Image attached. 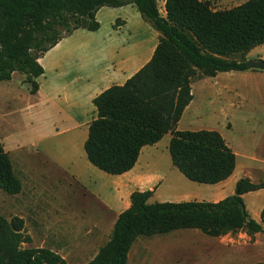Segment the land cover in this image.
I'll use <instances>...</instances> for the list:
<instances>
[{"label": "trees", "instance_id": "obj_1", "mask_svg": "<svg viewBox=\"0 0 264 264\" xmlns=\"http://www.w3.org/2000/svg\"><path fill=\"white\" fill-rule=\"evenodd\" d=\"M132 4L158 33L152 57L121 85H111L92 102L96 117L88 124L83 148L88 161L109 174L131 169L145 145L170 133L172 164L189 180L213 184L234 170L235 154L214 129H176L192 99L191 83L218 72L247 69L246 54L264 44V0H245L215 9L210 0H165L161 15L157 0H0V80L24 74L31 94L44 69L38 62L46 51L77 28H99L95 14L102 6ZM119 20L114 25L118 26ZM0 188L18 193L21 181L0 140ZM264 188V182L237 180L235 192L216 202H149L152 190L133 191L130 205L114 222L108 240L85 264H126L139 236L195 228L219 237L262 231L247 212L242 195ZM30 242L23 218L0 213V264H67L46 247H22ZM253 264H264L258 261Z\"/></svg>", "mask_w": 264, "mask_h": 264}, {"label": "crops", "instance_id": "obj_2", "mask_svg": "<svg viewBox=\"0 0 264 264\" xmlns=\"http://www.w3.org/2000/svg\"><path fill=\"white\" fill-rule=\"evenodd\" d=\"M164 3L165 0H157L159 12L163 16ZM95 17L99 22L97 30L77 28L38 58L44 72L36 78V93L31 94L29 85L25 83L29 93L26 106L28 109L25 108V111H30L31 120H38L43 116L50 125V139L45 140L43 155L56 167L62 170L64 168L68 172L82 195H87L98 203V214H101L93 223V229L96 230L95 241L90 248L82 249L85 245H81L78 250L67 251L48 247L64 258L67 264H85L94 257L99 247L108 240L117 215L130 205V194L133 191L152 190L149 202H216L233 194L240 178L246 177L254 183L264 182L263 159L252 157L249 153L239 154L219 129L216 130L235 154V167L226 179L213 184L191 181L172 164L168 151L170 133L164 134L157 143L143 146L134 166L121 174L106 173L84 158L83 144L87 137L88 124L96 117L93 98L111 85L123 84L142 67L152 57L159 35L132 4L119 7L102 6L96 11ZM116 20H119L118 26L114 25ZM246 58L264 60V44L252 48ZM192 103L193 94L177 122L176 129H188H180L178 126ZM240 119V127L246 132L255 126L250 122V119L255 120L252 116L241 115ZM230 126L229 122L227 127ZM3 136L0 140L9 156L26 143L11 139L5 133ZM162 141H166L165 148L160 146ZM12 168L18 177L13 163ZM20 181L22 188L23 183L21 179ZM251 192H257L260 196L264 188L242 195L247 212L260 222L264 197L258 207L252 204L253 198H250L251 207L248 208L245 196ZM261 226L260 232H264V223ZM220 238L222 236L217 237L218 243Z\"/></svg>", "mask_w": 264, "mask_h": 264}, {"label": "rangeland", "instance_id": "obj_3", "mask_svg": "<svg viewBox=\"0 0 264 264\" xmlns=\"http://www.w3.org/2000/svg\"><path fill=\"white\" fill-rule=\"evenodd\" d=\"M243 1L210 0L215 9ZM24 78L23 73L16 71L10 80H0V139L5 133L11 139L26 141L10 154L23 187L18 193L0 188V213L7 219L23 218L30 242L22 247H58L67 251L78 250L81 245H85L82 249L90 248L95 241L93 223L101 216L98 203L83 196L68 172L43 155L45 140L50 139V125L43 116L31 120L30 111H25L29 93ZM191 87L193 103L178 128L219 129L239 154L249 153L264 161V70L220 72L216 77L195 79ZM241 115L255 119H250L255 126L247 132L240 127ZM229 122L231 126L227 127ZM165 142L160 143L162 148L167 145ZM83 156L86 158L84 152ZM263 197L264 192L260 196L249 193L245 196L247 207H251L250 198L258 207ZM220 239L218 243L217 237L195 228L139 236L129 250L126 264L264 262V232L248 235L241 230Z\"/></svg>", "mask_w": 264, "mask_h": 264}, {"label": "water", "instance_id": "obj_4", "mask_svg": "<svg viewBox=\"0 0 264 264\" xmlns=\"http://www.w3.org/2000/svg\"><path fill=\"white\" fill-rule=\"evenodd\" d=\"M247 69H263L264 70V60L250 59L247 60Z\"/></svg>", "mask_w": 264, "mask_h": 264}]
</instances>
